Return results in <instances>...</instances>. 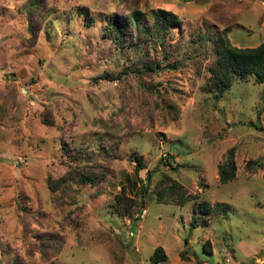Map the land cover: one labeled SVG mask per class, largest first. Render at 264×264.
<instances>
[{"label":"rangeland","instance_id":"rangeland-1","mask_svg":"<svg viewBox=\"0 0 264 264\" xmlns=\"http://www.w3.org/2000/svg\"><path fill=\"white\" fill-rule=\"evenodd\" d=\"M41 1L28 15L30 0H0V264H149L157 247L159 264H264V84L207 89L223 30L264 42V0ZM157 8L178 23L143 63L120 56L107 18ZM83 167L94 185L48 187Z\"/></svg>","mask_w":264,"mask_h":264},{"label":"trees","instance_id":"trees-1","mask_svg":"<svg viewBox=\"0 0 264 264\" xmlns=\"http://www.w3.org/2000/svg\"><path fill=\"white\" fill-rule=\"evenodd\" d=\"M41 0H30L27 5V13L40 14ZM124 18L110 15L103 24V34L116 47L120 56H124L127 51H131V55L135 57L137 64L143 63L144 59L141 55V47L145 44L146 39H152L155 42L162 43L165 34L174 24L178 23V17L171 11L161 8L153 9L149 14L133 10L131 12L121 14ZM148 15L152 18L148 20ZM226 30L219 34L216 45L213 46V59L208 68V88L213 92L216 99H219L226 90H228L236 77L238 78H253L254 83L264 84V42H261L254 47H236L233 46L226 36ZM160 62L149 63L142 69L146 71H156L160 67ZM125 69L124 73L127 74ZM143 72V71H141ZM123 73V72H122ZM46 112L41 114L46 118ZM49 121L48 119H44ZM137 164L135 171L145 168L142 156H135ZM78 158V157H77ZM165 159V157H164ZM235 163L233 161V150H229L226 160L219 165L218 179L220 183L225 184L232 181L235 177ZM71 173L77 176V183L80 185L95 184V174L93 170L86 168L76 169L65 172L61 177L53 179L50 176L47 178L48 187L56 191L61 187L68 185L73 177ZM182 187L173 182L170 186L171 192L178 193L179 199L183 200ZM180 191V192H179ZM118 199V198H117ZM198 210L202 213H211L212 207L208 202H199ZM130 206V205H128ZM227 210L225 206L217 205L213 213L223 214ZM197 220L191 222V227L198 226ZM185 242L187 238H185ZM204 251L207 252L206 248ZM182 255V253H181ZM166 254L161 247H157L150 257L149 264H159L161 261H166Z\"/></svg>","mask_w":264,"mask_h":264}]
</instances>
